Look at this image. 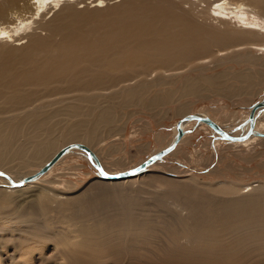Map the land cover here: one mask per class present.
Masks as SVG:
<instances>
[{"label":"bare ground","instance_id":"6f19581e","mask_svg":"<svg viewBox=\"0 0 264 264\" xmlns=\"http://www.w3.org/2000/svg\"><path fill=\"white\" fill-rule=\"evenodd\" d=\"M231 64L264 69V0H0V107L17 112L38 98L61 97L26 111L25 118H0V171L17 182L36 173L16 180L13 169L23 160L42 168L64 146L76 143L93 153L88 157L82 149L71 148L21 187H12L0 176L12 187L10 192L0 190V197L32 192L39 203L46 202L42 217L21 219L20 234L26 230L46 235L34 237L43 238V245L50 235L56 237L59 254L54 255L62 264H264V181L177 179L160 163L190 140L188 127L196 121L189 117L210 119L237 137L246 134L248 122L241 133L233 134L208 111L185 115L186 105L181 108L185 120L179 125L180 144L132 176L109 180L99 172L103 180H92L74 195L82 185L63 180L61 188L54 182L49 188L36 186L71 154L93 168L109 170L103 156L115 155L118 148L98 147L111 138L110 145L117 144L126 136V124L117 127L116 105L149 108L176 97L172 89L149 96L158 83L172 84L188 75L181 97L197 96L203 89L229 99L252 95L259 78L250 75L251 68L242 76L236 73L233 79L240 86H226L229 80L221 75L189 76ZM72 100L74 105L66 103ZM57 104L67 108L50 110ZM253 114L246 139L228 141L213 131L218 142L246 148L263 143L264 106ZM59 117L67 119L55 120ZM155 140H165L157 146L159 151L173 143L167 144L161 135ZM160 166L162 171L157 170ZM221 170L217 167L213 173ZM12 221L0 217V223ZM0 231L8 229L0 225Z\"/></svg>","mask_w":264,"mask_h":264},{"label":"rangeland","instance_id":"374dc122","mask_svg":"<svg viewBox=\"0 0 264 264\" xmlns=\"http://www.w3.org/2000/svg\"><path fill=\"white\" fill-rule=\"evenodd\" d=\"M250 68L251 70L253 69V72L250 73V75L259 78L258 80H255L254 85L252 84L254 86V89L252 90L254 92H252V95L243 94L239 98L229 99L226 96L207 91V89L204 91L203 89L197 96H192L190 98L181 97L179 95V90L184 79L188 77V75H183L176 79L172 84L158 83V85H155V87L150 90L149 96H155L161 92H165L166 89H172L175 93L176 97L173 96V99L165 102L161 106L148 108L147 106L140 105L123 106L117 104V127L119 129L126 124V127L124 126L126 128V136L122 142L117 144L114 143L110 145L114 142V138H111L106 140L104 144L100 145V148L98 147V150L101 148L104 150L110 149L111 147L118 148V152L115 155L108 158H104L103 156V162L104 164L106 163L109 168V170L106 169V172L109 174L125 172L126 170L138 166L147 158L156 154L159 151L157 146H159V144H165V140H160L159 142L155 140L157 135H161L162 137L165 136L167 144L174 141L176 138V124L184 118V115L181 112L185 109L181 111V108L186 105L188 109L186 108L185 115L205 114V112L208 111L207 113L210 117L212 116L215 120L220 121V124L229 129L230 132L233 134L238 132L241 133L243 126L246 124V117L250 107L256 102L261 101L264 97V69L259 67L253 68V66L251 67L248 64H243L241 66L238 64H231L216 70L189 75L192 78L199 76L212 78L213 75H221L229 80L225 84L226 86H240L241 84L233 78L236 76V73H239V75L242 76V73L247 72ZM208 88L213 89V86H208ZM74 95L75 94H72V97ZM60 98V96L51 97L50 95L38 98L34 100V104L24 107L17 112L1 106L0 118L2 116L11 117L17 114H23L21 117L25 118L24 113L26 111L43 107L47 103L58 102ZM79 102H82V100L78 101V103ZM86 102L87 101L83 103L86 105ZM66 103L74 105L75 101L72 100ZM62 107L63 104H57L52 106L50 110L56 111ZM66 108V106L63 107V110ZM212 110L216 111L214 113H209ZM181 114L183 116H181ZM66 119L67 118L59 117L55 120L66 121ZM189 127L188 136L192 139L189 137L190 140L186 141L183 146L181 145L179 151L177 150V155H173L176 154L177 151H175V153L173 152L167 156L165 155L166 157L160 161V163L169 169L164 171L166 174L177 179H186L189 176H196L201 181L206 182L221 183L227 180L231 183L240 182L244 184L246 182H253L254 184H257L258 181H264V142L253 143L247 148L240 146L228 147L227 143L225 144L221 141H219L220 143L218 142V139L220 138L213 133L214 130L208 125L205 124L199 126L196 122H193ZM146 145H148V148L145 151H139L140 147ZM186 158H188L189 161L185 160ZM117 160H121L120 162L122 164L113 165L111 163ZM122 160L125 162H122ZM19 167L20 168L18 169H13V172L15 173L14 178L16 180H19L22 176L21 174L27 176L28 174H33L41 169L37 163L33 165L27 160L20 162ZM217 167L220 170L222 169L221 174L213 173V170ZM19 169H21L20 172ZM157 170L162 171L163 168L160 166ZM170 170L172 171L170 172ZM100 179L103 180L99 171L93 168L83 157L78 154H71L65 159V161L55 167L51 175L48 177H42L39 180V183L37 181L36 186L48 187L50 185L52 187L50 182H54L53 186L55 188H61L60 186L63 184L62 181L65 180L71 183V185L78 184V186L82 185L83 187L85 184L88 185L92 180ZM82 187L74 190L72 192L73 195L75 192L77 194L81 193L82 189L84 190V187ZM148 189L150 192L155 191V188L151 186H149ZM0 190L10 192L8 190H12V187L0 181ZM31 191H34V187L31 188ZM72 193L68 195L71 200ZM146 196L148 197L149 194H146L145 197ZM0 199V217L9 216L13 220L10 223H0L3 228L8 229V231L5 232L0 231V264H62L60 256L54 255L55 253L59 254L56 252V237L50 235V237H48L49 242L43 245V238L36 239L34 237L46 235H39L30 232L26 233V230L20 234L23 230V222H21V219H37L38 217H42L44 213H47L43 210V205L46 202L43 201L39 203L40 200L36 196H33L32 192L24 193L21 196L17 194L2 195ZM3 201L4 204L2 203ZM18 223V228H12L13 225H17ZM100 264L114 263L111 261H104Z\"/></svg>","mask_w":264,"mask_h":264},{"label":"water","instance_id":"95a60500","mask_svg":"<svg viewBox=\"0 0 264 264\" xmlns=\"http://www.w3.org/2000/svg\"><path fill=\"white\" fill-rule=\"evenodd\" d=\"M264 106V101H261L260 103L259 102H256L255 104H253L251 107H250V113H249V117L246 121V123L248 122L249 124V129L248 131L246 132L245 135L243 136H231L227 133H225L217 124H215L213 121H211L210 119H206L204 117H200V116H193V117H189L188 120H193V121H196V122H201V123H204L206 125H208L209 127H211L214 131H216L220 137H222L223 139L225 140H228V141H242L244 139H246L250 134H251V130H252V124H253V113L254 111L259 108V107H262ZM185 120L184 119H181L179 122H177L176 124V128H177V136L176 138L174 139L173 143L171 145H169L166 149L152 155L151 157L147 158L144 162H142L141 164H139L138 166L128 170V171H125V172H122V173H119V174H107L101 167L99 166H96L94 165L95 169L99 172H101L104 176L105 179H109V180H119V179H123V178H126V177H130L132 176L133 174H135L136 172L138 171H141L143 170L144 168H146L147 166H149L150 164L156 162L157 160H159L161 157L167 155L168 153H170L171 151L174 150V148L176 147V145L178 144L179 140L181 139V136H182V132L180 131V123L181 121ZM71 148H79V149H82L83 151H85L88 155V157H92V152L87 149L84 145L82 144H79V143H76V144H69V145H66L64 146L62 149H60L52 158L51 160H49L41 169H39L35 174L31 175V176H28L24 179H22L21 181H13L6 173L0 171V176L3 177L6 181L9 182V184L12 186V187H21L23 186L25 183L27 182H30L32 180H34L35 178L43 175L55 162H57L61 156L67 152L69 149Z\"/></svg>","mask_w":264,"mask_h":264}]
</instances>
